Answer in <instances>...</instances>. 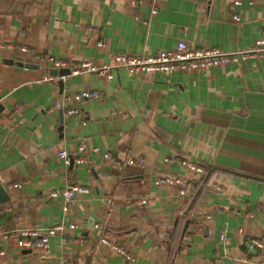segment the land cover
<instances>
[{"label": "crops", "instance_id": "crops-1", "mask_svg": "<svg viewBox=\"0 0 264 264\" xmlns=\"http://www.w3.org/2000/svg\"><path fill=\"white\" fill-rule=\"evenodd\" d=\"M132 2L0 0V264L264 262L253 244L264 242V58L167 73L113 68L111 78L55 74L48 60L103 66L116 53L150 54L179 41L246 49L264 37V0ZM85 90L102 97L75 100ZM105 152L137 162L118 168ZM160 176L185 185L156 183ZM70 184L89 192L67 205L49 197ZM57 223L77 228L42 248L20 247L21 231Z\"/></svg>", "mask_w": 264, "mask_h": 264}, {"label": "built area", "instance_id": "built-area-1", "mask_svg": "<svg viewBox=\"0 0 264 264\" xmlns=\"http://www.w3.org/2000/svg\"><path fill=\"white\" fill-rule=\"evenodd\" d=\"M145 1V0H133L132 6H135L136 2ZM148 1V0H147ZM151 1V0H149ZM242 0H233L232 5L236 6L241 4ZM155 9H152L151 12L155 13ZM234 19L238 20V16L234 15ZM89 31L95 32V28H89ZM97 45L100 47L104 46L103 41H98ZM252 57H262L264 58V37H260L255 40V42L248 48L237 50L234 52H226L217 47H189L185 41H179L174 49L171 50H160L150 54H127V53H116L113 55L114 62L113 64L95 66L90 60H80V61H64L54 57H48V60L52 63L54 69H63L66 68L72 74H77L80 72H97L105 73L108 78L112 77L111 70L113 68H124L130 73H167L175 69H203L213 66L226 65L233 62H240L247 58ZM36 59L41 60V56H36ZM102 95L98 91H82L77 93L74 98L75 100H85V99H101ZM61 102L54 104V109L61 108ZM19 108H15L13 113H16ZM77 109L71 108L67 110L68 114H76ZM12 113V114H13ZM79 149H83V145L79 146ZM96 149V148H94ZM59 157L64 161L65 164H69L71 161L70 155L65 151L61 150L58 153ZM104 159L121 168L123 164L134 165L137 161L132 157H127L124 162L121 161L118 157L114 156L110 152H105L103 155ZM78 162L81 161L80 158L77 159ZM188 165L189 168L194 170L196 173L204 174L205 169L197 163L183 162ZM180 183L182 186L185 185V182L180 179H176L171 176H160L157 178L156 183ZM89 192L88 188L79 184H70L61 191H52L49 193V197L61 196L63 202L67 205L76 194L87 193ZM181 194H184V190H181ZM141 203H145L146 199L140 200ZM66 209V207H65ZM208 217V216H207ZM77 228L75 224H64L57 223L50 226L45 232L39 233L35 230H23L20 232V242L19 245L22 249L30 248L32 246L44 247L50 236L55 235L59 232H64L66 230H74ZM208 234L211 233V230L207 231ZM221 239H226L225 234L221 235ZM101 242L111 245V242L105 237L100 238ZM253 244L256 248L264 250V242L261 240H254ZM115 249L122 255L129 257L127 253L121 249L114 246ZM260 264H264L261 262Z\"/></svg>", "mask_w": 264, "mask_h": 264}, {"label": "water", "instance_id": "water-1", "mask_svg": "<svg viewBox=\"0 0 264 264\" xmlns=\"http://www.w3.org/2000/svg\"><path fill=\"white\" fill-rule=\"evenodd\" d=\"M0 61H1V59H0ZM4 61L7 62V63H10V64L13 63L12 60H4ZM15 64H17V65H19V66H25V67H27V68H38L37 65L29 64V63L15 62ZM51 71H52V73L60 74V75H66V74L69 73V70L66 69V68L59 69V70H57V69H52ZM6 198H7V196H6L5 192H4V189H3L2 185L0 184V201L2 202V201H4Z\"/></svg>", "mask_w": 264, "mask_h": 264}, {"label": "trees", "instance_id": "trees-1", "mask_svg": "<svg viewBox=\"0 0 264 264\" xmlns=\"http://www.w3.org/2000/svg\"><path fill=\"white\" fill-rule=\"evenodd\" d=\"M202 167L205 169V173L203 174V176L206 177L208 175V173H209V168L207 166H202Z\"/></svg>", "mask_w": 264, "mask_h": 264}]
</instances>
